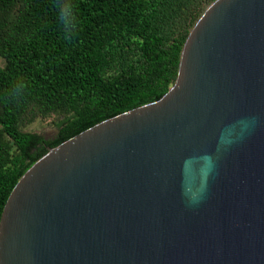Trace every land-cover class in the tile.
Returning <instances> with one entry per match:
<instances>
[{
  "label": "water",
  "instance_id": "water-1",
  "mask_svg": "<svg viewBox=\"0 0 264 264\" xmlns=\"http://www.w3.org/2000/svg\"><path fill=\"white\" fill-rule=\"evenodd\" d=\"M0 264H264V0H214L160 99L47 148Z\"/></svg>",
  "mask_w": 264,
  "mask_h": 264
},
{
  "label": "trees",
  "instance_id": "trees-1",
  "mask_svg": "<svg viewBox=\"0 0 264 264\" xmlns=\"http://www.w3.org/2000/svg\"><path fill=\"white\" fill-rule=\"evenodd\" d=\"M213 1L0 0V216L47 148L169 90ZM52 115V139L21 129Z\"/></svg>",
  "mask_w": 264,
  "mask_h": 264
},
{
  "label": "rangeland",
  "instance_id": "rangeland-1",
  "mask_svg": "<svg viewBox=\"0 0 264 264\" xmlns=\"http://www.w3.org/2000/svg\"><path fill=\"white\" fill-rule=\"evenodd\" d=\"M4 64L3 60L0 58V67ZM60 117L52 115L47 118H39L31 123H25L22 125L21 129L24 132L37 134L41 137H46L50 139L55 135V124L60 120Z\"/></svg>",
  "mask_w": 264,
  "mask_h": 264
}]
</instances>
